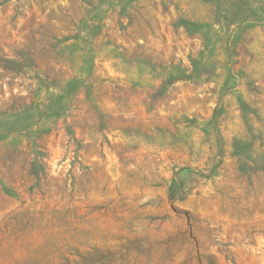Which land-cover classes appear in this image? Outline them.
<instances>
[{
	"label": "rangeland",
	"instance_id": "374dc122",
	"mask_svg": "<svg viewBox=\"0 0 264 264\" xmlns=\"http://www.w3.org/2000/svg\"><path fill=\"white\" fill-rule=\"evenodd\" d=\"M0 264H264V0H0Z\"/></svg>",
	"mask_w": 264,
	"mask_h": 264
}]
</instances>
